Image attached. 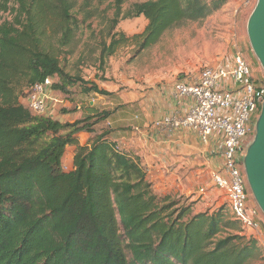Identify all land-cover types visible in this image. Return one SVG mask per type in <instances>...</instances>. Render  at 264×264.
<instances>
[{"label": "trees", "instance_id": "trees-1", "mask_svg": "<svg viewBox=\"0 0 264 264\" xmlns=\"http://www.w3.org/2000/svg\"><path fill=\"white\" fill-rule=\"evenodd\" d=\"M77 1L0 0L9 17L0 22V264H264L263 250L243 234L227 201L194 212L199 200L152 191L141 161L110 140L113 130L95 129L114 110L90 108L92 114L70 123L22 104L48 78L64 98L74 86L82 96L109 95L60 65L56 51L79 31ZM122 3L114 1L116 17ZM225 3L149 0L134 4L126 19L147 21L132 37L145 48ZM108 38L102 64L126 40ZM80 134L90 136L83 145ZM67 148H73L70 171L62 164Z\"/></svg>", "mask_w": 264, "mask_h": 264}, {"label": "rangeland", "instance_id": "rangeland-1", "mask_svg": "<svg viewBox=\"0 0 264 264\" xmlns=\"http://www.w3.org/2000/svg\"><path fill=\"white\" fill-rule=\"evenodd\" d=\"M114 1L78 0L75 15L79 31L68 47L56 51L66 73L86 82H95L109 95L82 96L78 86L70 89L71 93L66 98L53 92L61 100L59 105L53 107L56 112L54 119L70 123L80 121L91 114L89 102L93 103V109L114 110L115 113L95 129L101 132L110 125L113 129L111 138L120 147H128L132 145L130 139L136 143L131 134L138 131L142 121L137 120L139 113L132 107L140 96H145L149 91L181 81H193L204 67L227 65L235 54L242 56L257 85H260V81L264 82V71L251 51L246 33L247 20L256 0H226L221 9L204 20L186 22L169 30L156 43L145 48H140L132 37L143 33L147 21L143 17L126 19V14L134 4L149 0H123L118 17L115 16L117 10ZM5 19H9L8 15L0 12V22ZM112 34L123 36L126 40L116 47L112 55H105L102 64V44L106 42L107 45L108 36ZM22 104L26 105L25 99ZM259 112L252 115L247 125L250 132L243 143L245 152L254 138ZM45 116L51 117L49 114ZM85 137H81V141ZM65 156H69L68 153ZM195 159V181L188 180L185 175V183L182 181L166 191H170L175 198L181 196L183 200H199L194 212H210L215 204L212 205L214 198H210L209 193L216 187L212 184L210 188L209 182L202 181L203 168L200 159ZM153 188L156 193L162 192L156 182L152 185L154 192ZM199 188H203L204 193ZM246 192L248 204L256 206L248 186ZM261 219L263 223L264 217ZM242 231L250 235L246 230ZM252 238L258 240L255 234ZM258 246L264 253V245L258 242Z\"/></svg>", "mask_w": 264, "mask_h": 264}, {"label": "built area", "instance_id": "built-area-1", "mask_svg": "<svg viewBox=\"0 0 264 264\" xmlns=\"http://www.w3.org/2000/svg\"><path fill=\"white\" fill-rule=\"evenodd\" d=\"M171 92L174 100L190 99L192 103L185 115H166L154 127L188 130L204 144L213 135H220L223 162L211 173L212 184L224 193L230 214L242 229L259 230L264 216L257 206L248 204L242 160L243 143L250 132L247 125L264 101V82L257 85L242 56L235 54L227 65L204 67L193 81L175 83ZM25 100L37 115H50V108L61 103L49 78L33 85ZM199 190L204 193L203 188Z\"/></svg>", "mask_w": 264, "mask_h": 264}, {"label": "crops", "instance_id": "crops-1", "mask_svg": "<svg viewBox=\"0 0 264 264\" xmlns=\"http://www.w3.org/2000/svg\"><path fill=\"white\" fill-rule=\"evenodd\" d=\"M196 79V78H195ZM194 80V79H193ZM173 85L164 86L158 89L149 91L147 94L142 95L136 100L135 105L132 107L139 115L136 116L137 120H142L137 128L136 133H132V137H135L136 143L133 139L132 145L128 147H120L116 140L111 138L112 132L109 135L110 140L116 142L117 147L120 150L127 152L134 159H139L142 166L147 172V178L151 184L157 183L162 190L161 193H154L160 196L172 194L168 190H172L174 185L184 182L185 175L187 179L195 181V158L200 159L204 176L202 181L209 182L210 188H212V182L210 179L213 171L219 170L222 167V152L223 141L222 137L218 134L209 138L207 143H202L194 134L184 129H168L167 127L155 128L154 124L160 121L164 116L170 114H178L180 116L185 115L189 106L191 105L190 99H184L182 101H176L172 97L171 88ZM91 102L89 106L92 107ZM95 110H98L97 108ZM102 111V110H99ZM92 114V111H90ZM55 109L50 108L51 118L54 119ZM110 129L112 127L108 125ZM113 130V129H112ZM85 137L84 141H81V137ZM89 135L80 134L78 136L79 143L85 144ZM68 153L69 156H65ZM73 163V148H67L62 159V164L66 165V171L72 169ZM155 186V185H154ZM210 198H214L211 206L212 211L218 209L220 206L226 204V199L223 196L222 191L212 188L209 193ZM179 197V196H177ZM250 235L255 234L258 237V242L264 245V220L260 229L257 231H247Z\"/></svg>", "mask_w": 264, "mask_h": 264}, {"label": "water", "instance_id": "water-1", "mask_svg": "<svg viewBox=\"0 0 264 264\" xmlns=\"http://www.w3.org/2000/svg\"><path fill=\"white\" fill-rule=\"evenodd\" d=\"M253 55L264 71V0H256L246 25ZM247 186L264 216V101L255 126V135L242 160Z\"/></svg>", "mask_w": 264, "mask_h": 264}]
</instances>
